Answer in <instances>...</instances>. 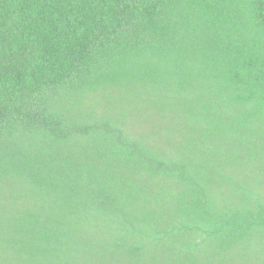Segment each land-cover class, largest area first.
<instances>
[{"label": "trees", "instance_id": "trees-1", "mask_svg": "<svg viewBox=\"0 0 264 264\" xmlns=\"http://www.w3.org/2000/svg\"><path fill=\"white\" fill-rule=\"evenodd\" d=\"M0 264H264V0H0Z\"/></svg>", "mask_w": 264, "mask_h": 264}]
</instances>
